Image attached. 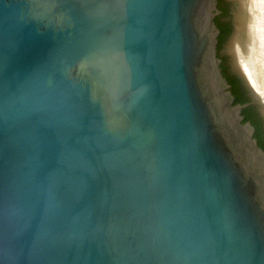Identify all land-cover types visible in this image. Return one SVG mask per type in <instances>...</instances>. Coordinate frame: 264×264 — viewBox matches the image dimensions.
I'll list each match as a JSON object with an SVG mask.
<instances>
[{
    "label": "water",
    "instance_id": "water-1",
    "mask_svg": "<svg viewBox=\"0 0 264 264\" xmlns=\"http://www.w3.org/2000/svg\"><path fill=\"white\" fill-rule=\"evenodd\" d=\"M224 1L264 119L257 0ZM218 13L0 0V264H264V149Z\"/></svg>",
    "mask_w": 264,
    "mask_h": 264
},
{
    "label": "trees",
    "instance_id": "trees-1",
    "mask_svg": "<svg viewBox=\"0 0 264 264\" xmlns=\"http://www.w3.org/2000/svg\"><path fill=\"white\" fill-rule=\"evenodd\" d=\"M224 2V0H217V7L220 10V13H218L215 17V24L220 31L218 35V51L220 54L221 44L227 41L232 31L230 24L223 23V21L220 20L221 16H225L228 13V8ZM219 56L221 59L223 75L227 79L232 95L234 96V104H245L242 109L243 122H250L254 126V137L257 139L258 145L264 149V119L251 102L250 97L247 96L248 92L242 84L240 78L230 73L226 67L225 57L222 56V54Z\"/></svg>",
    "mask_w": 264,
    "mask_h": 264
},
{
    "label": "bare ground",
    "instance_id": "bare-ground-1",
    "mask_svg": "<svg viewBox=\"0 0 264 264\" xmlns=\"http://www.w3.org/2000/svg\"><path fill=\"white\" fill-rule=\"evenodd\" d=\"M258 3L260 4L257 5L258 6L257 12H261V16L264 17V0H258ZM262 17H260V22L257 26V32H258L257 35H258V40L260 42L259 53L263 57V70H264V21H263L264 19H262Z\"/></svg>",
    "mask_w": 264,
    "mask_h": 264
},
{
    "label": "flooded vegetation",
    "instance_id": "flooded-vegetation-1",
    "mask_svg": "<svg viewBox=\"0 0 264 264\" xmlns=\"http://www.w3.org/2000/svg\"><path fill=\"white\" fill-rule=\"evenodd\" d=\"M226 2V1H225ZM226 7L229 8V4L226 2ZM223 20V23H226V24H230V26L232 27L233 26V23L232 21H230V19L228 17H225V18H222ZM248 96V95H247Z\"/></svg>",
    "mask_w": 264,
    "mask_h": 264
},
{
    "label": "rangeland",
    "instance_id": "rangeland-1",
    "mask_svg": "<svg viewBox=\"0 0 264 264\" xmlns=\"http://www.w3.org/2000/svg\"><path fill=\"white\" fill-rule=\"evenodd\" d=\"M260 3H258V0H257V5H259ZM257 9H258V6H257ZM260 10V9H259ZM261 11V10H260ZM257 13H259V16L260 17H262L261 16V12H257ZM262 19H264V17H262ZM264 21V20H263ZM263 29V28H262ZM257 34H258V32H257ZM258 44L260 45V42H259V40H258ZM261 79H262V83L264 84V76H261Z\"/></svg>",
    "mask_w": 264,
    "mask_h": 264
}]
</instances>
